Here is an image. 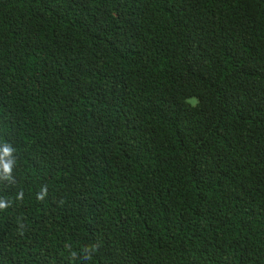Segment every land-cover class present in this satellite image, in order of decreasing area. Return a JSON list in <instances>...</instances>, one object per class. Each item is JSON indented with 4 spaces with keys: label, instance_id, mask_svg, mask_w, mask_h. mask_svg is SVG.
I'll use <instances>...</instances> for the list:
<instances>
[{
    "label": "trees",
    "instance_id": "obj_1",
    "mask_svg": "<svg viewBox=\"0 0 264 264\" xmlns=\"http://www.w3.org/2000/svg\"><path fill=\"white\" fill-rule=\"evenodd\" d=\"M0 201V264H264V0H0Z\"/></svg>",
    "mask_w": 264,
    "mask_h": 264
},
{
    "label": "clouds",
    "instance_id": "obj_2",
    "mask_svg": "<svg viewBox=\"0 0 264 264\" xmlns=\"http://www.w3.org/2000/svg\"><path fill=\"white\" fill-rule=\"evenodd\" d=\"M6 151V154H7V150ZM10 166L9 165H5V171H10ZM22 196V194H21ZM8 205H6L5 203H3L2 201H0V209H3V208H6Z\"/></svg>",
    "mask_w": 264,
    "mask_h": 264
}]
</instances>
